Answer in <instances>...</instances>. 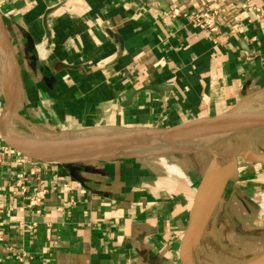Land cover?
I'll list each match as a JSON object with an SVG mask.
<instances>
[{
  "label": "crops",
  "instance_id": "crops-1",
  "mask_svg": "<svg viewBox=\"0 0 264 264\" xmlns=\"http://www.w3.org/2000/svg\"><path fill=\"white\" fill-rule=\"evenodd\" d=\"M244 3L264 12V0H0L22 83L18 112L43 132L163 128L245 99L264 103V14L256 18ZM212 8L221 10L219 33L187 22V13ZM3 107L0 88V116ZM168 159L70 168L10 150L0 166V264H181V238L208 168ZM174 165L183 175L171 173ZM260 167L248 174L264 184ZM235 173L192 243L194 264H244L264 254V216ZM18 180L28 195L46 191L39 206L15 194Z\"/></svg>",
  "mask_w": 264,
  "mask_h": 264
},
{
  "label": "water",
  "instance_id": "water-1",
  "mask_svg": "<svg viewBox=\"0 0 264 264\" xmlns=\"http://www.w3.org/2000/svg\"><path fill=\"white\" fill-rule=\"evenodd\" d=\"M0 88L4 102L0 116V141L7 149L26 158L63 164L70 168L74 164L85 162H108L167 154L199 153L213 159L228 160L225 169L214 180L210 181V178L204 176L196 189L189 222L179 246L181 264H194L190 256L192 243L223 195L236 163L242 161L264 166L263 148L260 151L249 147L241 151L225 152L214 145V138L217 136L264 126V109H248L255 105H246L247 99L218 116L199 118L170 127L85 126L64 127L53 132L40 131L18 112L22 83L8 28L1 13ZM15 121L28 125L29 134L21 132L15 126ZM244 264H264V254Z\"/></svg>",
  "mask_w": 264,
  "mask_h": 264
},
{
  "label": "rangeland",
  "instance_id": "rangeland-1",
  "mask_svg": "<svg viewBox=\"0 0 264 264\" xmlns=\"http://www.w3.org/2000/svg\"><path fill=\"white\" fill-rule=\"evenodd\" d=\"M252 104H254L255 107L252 106L251 108H248V109H264V105L260 106L261 103L260 104L251 103V102L246 103V105H252ZM15 126L23 133L25 132L29 134L30 132L28 125H26L23 122L15 121ZM48 128L49 130L54 129L50 127ZM40 130L44 131L46 129L41 127ZM46 131H48V129ZM231 136L233 137L231 138V140H229L227 144H224L220 147L218 146L217 147L215 146V147L221 148V150L225 152L241 151L249 147H251L255 151H260L262 150V148L264 149V126H258L254 128L236 131V132L223 135V136H217L214 138V141L216 142L218 140H221L222 138H225V137L229 138ZM156 156L162 157L163 155H156ZM164 156H167V158H169L168 160L171 162V164H174L176 161L177 162L182 161L181 164H183L187 160V162H185V167L189 166V169L190 168L193 169L195 168V166L197 167L199 166L201 169L208 168L206 173L204 174L201 173V177L203 178L204 176H206L207 178H211L210 181L214 180L225 169V166H227V163H228V160L213 159V158H210L209 156L202 155L199 153H191L190 155H187V156H184L183 154H167ZM189 157H191V159H189ZM236 164H237L236 167L233 169V171L229 175V180H232L234 178V176L236 175L235 172H241V176L239 177V179H237L238 186H241L243 188L242 191L245 195L244 198L246 199L248 204L260 210L257 203H255L252 200V198H254V195L257 194L258 192L264 191V187H263L264 184H260L258 182L259 180L255 178L254 174L253 175L252 174L250 175V173L248 174V171H249L248 168L251 169L253 167L255 169L256 168L259 169L261 168L260 167L261 165L248 164L242 161H238ZM262 170H264V167H262ZM253 172H256V171L252 169L251 173ZM171 173H175L179 175L176 172H171ZM254 179H256V181H254ZM261 213L264 216V213L262 211Z\"/></svg>",
  "mask_w": 264,
  "mask_h": 264
},
{
  "label": "built area",
  "instance_id": "built-area-1",
  "mask_svg": "<svg viewBox=\"0 0 264 264\" xmlns=\"http://www.w3.org/2000/svg\"><path fill=\"white\" fill-rule=\"evenodd\" d=\"M243 8H249L254 11L256 18L261 17L264 12L260 8H257L249 3H244ZM176 9L173 10V13H177ZM187 22L196 26L200 30L209 32L211 34L219 33L220 31V22H221V10L220 8H212L204 11H192L185 15ZM10 150L6 147H0V166L4 163L5 157ZM45 190H39L34 194L26 193V185L21 180L16 182L15 194L22 196L27 202L28 206H39L44 199ZM252 200L257 203L260 210L264 213V191H260L254 195ZM23 224H20L22 227ZM31 228L32 226H27ZM24 255H17L16 259L19 262L24 260Z\"/></svg>",
  "mask_w": 264,
  "mask_h": 264
},
{
  "label": "bare ground",
  "instance_id": "bare-ground-1",
  "mask_svg": "<svg viewBox=\"0 0 264 264\" xmlns=\"http://www.w3.org/2000/svg\"><path fill=\"white\" fill-rule=\"evenodd\" d=\"M253 103V102H252ZM260 104V103H259ZM261 105H264V103H261L260 104V106ZM13 129V128H12ZM233 136H231V137H225V138H222L221 140H218V141H216L215 143H214V145H216V143L217 142H219V143H221L220 145L222 146V145H224V144H227L228 142H226V139L228 140V139H231ZM224 141V142H223ZM217 147V146H216ZM220 147V146H219ZM173 170L175 171V172H177L178 174H180V175H183V173H182V170L180 169V167L178 166V165H174L173 166Z\"/></svg>",
  "mask_w": 264,
  "mask_h": 264
}]
</instances>
